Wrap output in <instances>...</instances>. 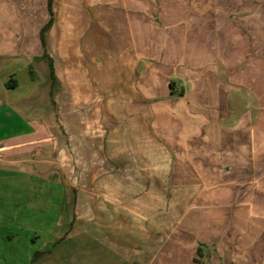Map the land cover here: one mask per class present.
I'll list each match as a JSON object with an SVG mask.
<instances>
[{"label": "crops", "instance_id": "obj_1", "mask_svg": "<svg viewBox=\"0 0 264 264\" xmlns=\"http://www.w3.org/2000/svg\"><path fill=\"white\" fill-rule=\"evenodd\" d=\"M49 3L0 0V264H264V0Z\"/></svg>", "mask_w": 264, "mask_h": 264}, {"label": "rangeland", "instance_id": "obj_2", "mask_svg": "<svg viewBox=\"0 0 264 264\" xmlns=\"http://www.w3.org/2000/svg\"><path fill=\"white\" fill-rule=\"evenodd\" d=\"M21 84L23 85V89L25 91L30 90L31 88L38 86L43 81V75L39 68H34V74H30V69L22 70L18 75Z\"/></svg>", "mask_w": 264, "mask_h": 264}, {"label": "trees", "instance_id": "obj_3", "mask_svg": "<svg viewBox=\"0 0 264 264\" xmlns=\"http://www.w3.org/2000/svg\"><path fill=\"white\" fill-rule=\"evenodd\" d=\"M52 1L53 0H50V6H51V3H52ZM51 22L47 25V26H45V28L43 29V31H42V39H43V43H44V36H45V34H46V32L49 30V28L51 27ZM36 256H38V254L36 255ZM35 256V257H36Z\"/></svg>", "mask_w": 264, "mask_h": 264}, {"label": "built area", "instance_id": "obj_4", "mask_svg": "<svg viewBox=\"0 0 264 264\" xmlns=\"http://www.w3.org/2000/svg\"><path fill=\"white\" fill-rule=\"evenodd\" d=\"M3 160V149L0 148V163L2 162Z\"/></svg>", "mask_w": 264, "mask_h": 264}]
</instances>
